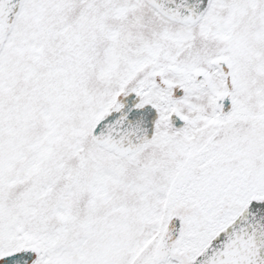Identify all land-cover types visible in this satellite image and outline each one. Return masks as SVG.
<instances>
[{
    "label": "snow or ice",
    "instance_id": "obj_1",
    "mask_svg": "<svg viewBox=\"0 0 264 264\" xmlns=\"http://www.w3.org/2000/svg\"><path fill=\"white\" fill-rule=\"evenodd\" d=\"M0 264H264V0H0Z\"/></svg>",
    "mask_w": 264,
    "mask_h": 264
}]
</instances>
